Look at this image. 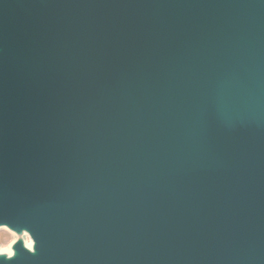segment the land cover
<instances>
[{"label":"water","instance_id":"95a60500","mask_svg":"<svg viewBox=\"0 0 264 264\" xmlns=\"http://www.w3.org/2000/svg\"><path fill=\"white\" fill-rule=\"evenodd\" d=\"M0 228L8 264H264V0H0Z\"/></svg>","mask_w":264,"mask_h":264},{"label":"rangeland","instance_id":"374dc122","mask_svg":"<svg viewBox=\"0 0 264 264\" xmlns=\"http://www.w3.org/2000/svg\"><path fill=\"white\" fill-rule=\"evenodd\" d=\"M16 239V235L6 228H0V249L9 247L11 241ZM28 238L26 239V241ZM10 251V250H8Z\"/></svg>","mask_w":264,"mask_h":264},{"label":"snow or ice","instance_id":"6c2138e0","mask_svg":"<svg viewBox=\"0 0 264 264\" xmlns=\"http://www.w3.org/2000/svg\"><path fill=\"white\" fill-rule=\"evenodd\" d=\"M29 249L30 250H34V249H32L31 246H29ZM14 255H15V253L8 252L7 249H0V257H4V256L12 257ZM8 260H6V261L5 260H0V264H8Z\"/></svg>","mask_w":264,"mask_h":264},{"label":"bare ground","instance_id":"6f19581e","mask_svg":"<svg viewBox=\"0 0 264 264\" xmlns=\"http://www.w3.org/2000/svg\"><path fill=\"white\" fill-rule=\"evenodd\" d=\"M14 240H15V239H13V240L11 241L9 247L7 246L5 249L11 251V245L13 244ZM26 244H27V246H32V240H31L29 237H28V240L26 241Z\"/></svg>","mask_w":264,"mask_h":264}]
</instances>
